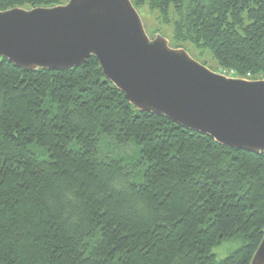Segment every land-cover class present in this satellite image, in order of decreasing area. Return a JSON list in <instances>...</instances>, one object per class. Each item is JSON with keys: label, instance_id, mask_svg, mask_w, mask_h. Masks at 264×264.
I'll use <instances>...</instances> for the list:
<instances>
[{"label": "trees", "instance_id": "obj_1", "mask_svg": "<svg viewBox=\"0 0 264 264\" xmlns=\"http://www.w3.org/2000/svg\"><path fill=\"white\" fill-rule=\"evenodd\" d=\"M149 3L176 5V38L220 67L264 74V0ZM263 227L264 153L138 111L93 56L63 71L0 56V264H248ZM222 242L239 246L218 259Z\"/></svg>", "mask_w": 264, "mask_h": 264}, {"label": "water", "instance_id": "obj_2", "mask_svg": "<svg viewBox=\"0 0 264 264\" xmlns=\"http://www.w3.org/2000/svg\"><path fill=\"white\" fill-rule=\"evenodd\" d=\"M0 56L31 71H63L93 56L138 111L223 146L264 153V79L218 73L161 34L148 36L131 0L0 10ZM248 264H264V227Z\"/></svg>", "mask_w": 264, "mask_h": 264}, {"label": "rangeland", "instance_id": "obj_3", "mask_svg": "<svg viewBox=\"0 0 264 264\" xmlns=\"http://www.w3.org/2000/svg\"><path fill=\"white\" fill-rule=\"evenodd\" d=\"M68 0H62L59 4H64ZM135 9L141 17L144 28L148 36L153 37L155 33H159L169 40L171 47L184 48L194 59L203 63L208 68L218 73H222L231 77H239L235 72L220 67L211 51L201 45L185 39L184 37L176 38V26L180 21V12L176 5L170 4L165 12L157 8H152L149 0H131ZM58 5V4H57ZM18 7L31 8L29 5H21ZM246 18V16H244ZM247 79H264V74L252 73ZM239 246V243L222 242L213 246L212 251L218 259L226 256L230 251Z\"/></svg>", "mask_w": 264, "mask_h": 264}]
</instances>
